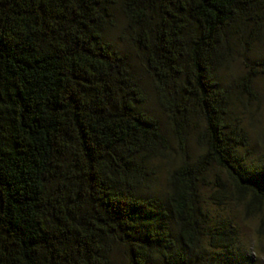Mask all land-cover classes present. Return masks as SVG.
<instances>
[{"label":"trees","instance_id":"trees-1","mask_svg":"<svg viewBox=\"0 0 264 264\" xmlns=\"http://www.w3.org/2000/svg\"><path fill=\"white\" fill-rule=\"evenodd\" d=\"M111 4L0 0V264H246L199 189L214 205L243 204L261 234L264 161L247 162L219 71L233 43L264 32V0H123L126 39L180 152L163 194L151 164L168 139L126 57L103 42ZM255 66L237 81L252 96L264 61ZM194 117L201 154L190 159ZM212 169L223 184L207 182Z\"/></svg>","mask_w":264,"mask_h":264},{"label":"rangeland","instance_id":"rangeland-1","mask_svg":"<svg viewBox=\"0 0 264 264\" xmlns=\"http://www.w3.org/2000/svg\"><path fill=\"white\" fill-rule=\"evenodd\" d=\"M109 8L112 17V25L103 33V42L110 44L121 55L126 57L131 71L144 93L143 108L150 116L155 118L168 139L170 150L162 159H156L152 164L155 174L154 191L163 194L167 190V179L169 174L180 163V152L177 140L174 136L171 123L167 116L161 111L153 86V82L146 68L144 56L138 53L126 39L127 23L124 18L122 4L123 0H111ZM124 34V35H123ZM246 38V37H245ZM248 46L233 43L232 50L219 71L221 84L228 86L233 100V118L238 126L242 127V134L247 139L243 153L248 163H259L264 161V75L257 73L253 81V94L248 95L237 81L245 74L246 65L258 69L255 64L264 61V32L255 39L249 37ZM201 129V121L194 117L187 131L186 147L190 159H196L201 154V148L196 143V137ZM212 169L207 176V182H212L219 176L221 184L226 181L223 174ZM228 183L226 182V185ZM210 188L200 186V201L203 209L218 220H225L237 231L241 249L245 252L246 264H264V228L258 234L260 219L254 214H245L244 205L240 203H225L221 206L214 205L209 201ZM216 255L211 252V255ZM118 262L124 260V256L117 251L114 256Z\"/></svg>","mask_w":264,"mask_h":264}]
</instances>
